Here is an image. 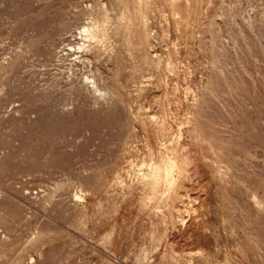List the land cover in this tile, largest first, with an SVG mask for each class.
Wrapping results in <instances>:
<instances>
[{"label": "rangeland", "instance_id": "374dc122", "mask_svg": "<svg viewBox=\"0 0 264 264\" xmlns=\"http://www.w3.org/2000/svg\"><path fill=\"white\" fill-rule=\"evenodd\" d=\"M92 2L0 0V63L23 62L10 76L14 95L0 97V250L9 252V259L3 257L0 264H20L12 259L33 238L38 241V249L32 251V261L23 264H135L136 254L144 247L150 248L145 264H161L165 247L151 248L148 231L152 224L147 212L134 211L136 218L129 226L116 224L114 203L123 191L121 187L102 194L104 219L91 221L88 231L73 224L79 209L76 193L83 189L86 200L92 202L88 190L101 191L116 163L127 164L123 155H139L144 132L135 114L144 118L160 113L158 97L166 89L173 92L175 88L179 102L173 104L172 116L176 113L179 122L172 120L174 134L182 129L183 141L190 142L196 157V180L189 184L191 198L181 206L184 209V205L193 204L198 211L187 217V225L178 229L170 226L168 240L179 252L193 257L192 262L182 264H264V208H259L252 197L258 191L264 199V36L250 39L246 48L245 41L239 42L233 35L246 29L250 20L264 27V0H215L210 16L203 19L190 39L158 14L153 19L158 32L155 49L164 54L177 52L179 74H169V83L162 86L157 73L131 78V67L121 66L125 83L121 89L127 103L115 104H96L77 88L84 69L75 63L79 75L69 77L75 55L65 62L48 60L49 54L60 51L68 41H76L72 31L77 33L87 21L83 12ZM234 7L241 12L230 16ZM213 18L217 21L212 26L217 43L226 51L227 67L233 74L232 86H227L225 95L215 98V113L210 115L211 121L218 122L221 135L229 140L224 144L222 165L230 163L233 168L225 180L205 158L208 145L191 141L186 122L192 115L194 96L204 95L214 79L216 68L209 46V22ZM102 61V69L111 73L112 62ZM95 64L99 62L95 60ZM135 65L132 62V68ZM143 85L149 88L142 92ZM48 91L51 98L44 100L43 94ZM202 129L206 136L213 135L208 124ZM124 176L129 183L133 180L131 175ZM116 227L114 248L109 249L99 238ZM201 251L211 262L203 259Z\"/></svg>", "mask_w": 264, "mask_h": 264}, {"label": "bare ground", "instance_id": "6f19581e", "mask_svg": "<svg viewBox=\"0 0 264 264\" xmlns=\"http://www.w3.org/2000/svg\"><path fill=\"white\" fill-rule=\"evenodd\" d=\"M214 1L93 0L83 12V15L87 17V21L79 27L77 33L72 31V36L75 37L76 41H68L60 51H57L55 54H49L48 60L52 63H54L53 61L65 62L68 58L75 55V59H71L69 71L72 73L69 77L72 78L75 75H79L75 71V63L76 65L83 66L84 70L81 71L79 85L77 86L80 91L93 99L96 104L100 102L109 104L117 102L127 103L126 94L121 89V86L124 87L125 85L121 77V66L126 68L131 67V78H135L136 75L140 78H145L146 72L157 73L159 75L158 80L162 86L169 83V74L177 76L179 74L176 58L177 52L170 50L167 54H164L155 49L154 39L158 32L154 28V17L158 14L162 15L165 22L168 24L173 22L176 28L182 29L186 38H194L197 33L196 28L201 26L205 17L210 16L209 9L214 4ZM230 11V16H236L241 12V9L234 7ZM216 22L214 18L209 22V31L212 33L211 44L209 46L211 47L210 52L213 64L216 68L214 79L209 82L208 91L204 95L200 96L198 94L194 96L193 107L190 111L192 115L186 118V122L189 124L191 141L197 144L208 145H204L209 148V154L205 155V158L220 173L221 179L225 180L226 175L233 168L230 163L222 165L225 162L223 160L225 155L224 144L226 142L229 143V140L221 135L222 130L217 126L218 122L211 121L210 115L215 113L213 110L216 107L215 98L219 95H225L227 93V86H232L233 81L231 79L233 78V74L230 71L231 69L229 70L227 67L229 59L226 51L220 48L217 43L218 35L212 28ZM258 23L250 20L246 29L234 30V38L239 42L244 40L246 48H249L250 39L260 40L264 36V27ZM64 29H67L66 24L64 25ZM163 30L165 29L163 28ZM166 30L168 29L166 28ZM251 32L255 35H252ZM78 38L79 40H77ZM124 58L127 59V62L124 61ZM104 59L105 61L112 62V65L109 67L111 70L109 74L101 67V62ZM95 60L99 64L96 65ZM132 62L136 63L133 68L131 66ZM22 63L19 59L7 65L0 63L1 98L9 99V97L14 95L16 89L14 88L15 86L12 87L11 85L10 76L18 72ZM158 80L156 79V81ZM73 87L76 86L73 85ZM147 88H149L148 85H143L140 90L143 92ZM51 95L50 91L45 92L43 99L48 100L51 98ZM177 95L178 88H175L173 92L166 89L163 95L158 97V103L161 106L160 113H149L144 118H139V115L135 114L134 117L140 120L144 132L143 146L142 148H138L139 155L135 157L123 155L127 164L123 166L119 162L116 163L117 168H114V172L103 182L102 190L99 191V188H90L88 190L89 195L93 199L92 202L86 200L83 189L82 193H76V198L79 200V209L73 224L81 231H88V224L91 221L94 220L93 222H95V220L104 219V200L102 194L110 192L114 187H121L123 191L114 203V211L118 220L116 224L124 223L128 225V223H132L131 219L134 220L136 218L133 217L134 211H137V213L147 212L152 224V226L150 225L151 229L148 231L149 240L152 244L151 248L158 250L163 246L165 247L161 264H182L187 260L193 261V257L188 258V255L179 252L174 244L168 240L167 230L170 226L173 229H178L180 225H187V217H191L192 214H196L198 211L197 207L193 204L184 205V209L182 208L183 205L181 206V204L186 202L187 198H191L189 184L196 180V174L193 173L195 171L196 157L193 154L194 149L192 151L189 146L190 142L183 141L182 129L180 128L174 134L172 120L174 119L173 121L179 122V117L176 113H174V117L172 116L173 104L179 102ZM129 106L131 107L130 104ZM203 124H208L211 127L213 131L212 136H206L203 133ZM126 174L133 176V180L130 183L124 176ZM259 195L258 191L257 193H252L255 204L259 208H264V199ZM163 226L166 229H163ZM117 230L116 227L115 230L99 238L101 243L107 248L113 249L114 237ZM37 245V239L33 238L29 244L23 245L24 247L22 246V249L16 252L12 261L20 264L32 261L34 258L32 251L38 249ZM149 249V247L141 249L142 251L136 254L133 262L135 264H145L149 256ZM127 250L130 251L128 248ZM226 251L228 252V250ZM200 254L205 261L211 262L207 253L201 251ZM3 257L9 259V252L0 250V260ZM229 258L228 261L231 260Z\"/></svg>", "mask_w": 264, "mask_h": 264}]
</instances>
